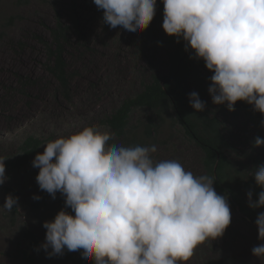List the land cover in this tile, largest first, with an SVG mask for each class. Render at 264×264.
I'll list each match as a JSON object with an SVG mask.
<instances>
[{"label": "clouds", "instance_id": "1", "mask_svg": "<svg viewBox=\"0 0 264 264\" xmlns=\"http://www.w3.org/2000/svg\"><path fill=\"white\" fill-rule=\"evenodd\" d=\"M103 10V22L131 33L147 29L156 0H93ZM162 29L185 42L194 58L212 73L208 92L212 103L234 110L237 101L264 116V0H162ZM196 112L205 103L189 94ZM264 126V120L261 121ZM108 131L86 126L68 137L48 142L32 166L36 182L53 199L59 192L65 207L44 221L41 247L49 257L83 249L94 264H178L196 247L224 234L231 222L227 198L213 187L215 177L195 176L175 159L156 161L153 146L110 144ZM255 145H264L257 138ZM0 159V185L5 175ZM261 189L250 208L264 207V164L253 175ZM33 199H40L33 196ZM3 209L18 208L8 194ZM258 240L264 241V211L255 220ZM48 249H51L49 252ZM264 257V243L251 249Z\"/></svg>", "mask_w": 264, "mask_h": 264}, {"label": "rangeland", "instance_id": "2", "mask_svg": "<svg viewBox=\"0 0 264 264\" xmlns=\"http://www.w3.org/2000/svg\"><path fill=\"white\" fill-rule=\"evenodd\" d=\"M55 1L31 0L29 6L19 8L16 0H0V159H5L8 177L0 185V206L8 194L18 198V208L11 212L0 207V264H23L24 252L43 264H74L66 262L63 254L49 257L41 247L46 232L43 222L51 221L62 209L68 213L71 209L65 207L59 192L53 199L39 189L35 179L39 169L32 166L35 156L25 168L9 167L10 162L22 158L20 148L24 143L29 138L40 140L44 146L39 153H43L48 142L68 137L86 126H99L110 133L104 122L120 105L143 91L156 76L169 73L162 0H156L153 20L139 33L119 26L109 28L103 22V10H98L93 0H79L87 42L69 57L73 92L66 99L48 69L43 44L50 40V29L57 22ZM58 1L68 21L71 0ZM13 17L20 20L9 27V19ZM148 115L151 116L146 111H137L134 121L139 123ZM234 131L228 155L237 161L247 141L244 131ZM153 145L156 152L152 156L156 161L175 159L195 176L205 175L202 151L181 127L166 125L149 146ZM225 197L231 222L224 234L198 245L188 261L178 264H264V257L251 254L254 246L264 243L257 238L255 223ZM35 201H46L48 207L35 211L31 207ZM26 231L37 238V250L26 239ZM74 254L76 259L80 258L79 250Z\"/></svg>", "mask_w": 264, "mask_h": 264}, {"label": "trees", "instance_id": "3", "mask_svg": "<svg viewBox=\"0 0 264 264\" xmlns=\"http://www.w3.org/2000/svg\"><path fill=\"white\" fill-rule=\"evenodd\" d=\"M16 1L19 8L31 4V0ZM54 8L57 22L50 29V40L43 44L48 54V69L59 85L60 94L70 99L73 83L69 72V57L71 52H77V48L87 42V35L84 31L79 0H71L68 21L59 9L58 0L55 1ZM18 20L20 18H10L8 26L13 27ZM165 45L168 48V75L156 76L151 83L145 85L143 91L125 100L104 122L112 136L109 143L126 147L149 146L155 141V135L166 125L181 127L191 142L202 151L204 173L215 177L213 187L217 193L227 196L236 208L255 223L257 215L264 211V207L250 208L247 193L251 191L252 200L255 201L261 191L253 175L256 168L264 164V145H255L257 138L264 139V126L261 124L264 116L253 111L252 106L243 101H237L233 111H229L226 104H213L208 92L209 77L212 73L205 68L203 60L195 59L193 53L186 57L190 49L185 50V42L182 39L177 42L176 37L167 35ZM183 60L181 72L178 74ZM192 92H196L205 103L204 111L196 112L190 106L189 94ZM141 110L151 116L148 115L138 123L134 121L133 116ZM235 118L239 119L234 121ZM234 130L244 131L247 141L245 150L237 161L228 155V149L232 147L230 141L234 140ZM43 146L44 143L40 140L29 138L20 148L22 158L10 162L9 167L25 168ZM31 207L39 212L47 208L48 204L46 201H35ZM69 214L74 215L71 211ZM54 217L55 215L52 216V220ZM25 236L33 249L37 250L39 243L35 235L26 231ZM63 255L68 263L94 264L93 260L84 258L83 249H79V259H76L74 252L66 249ZM23 264L43 262L24 252Z\"/></svg>", "mask_w": 264, "mask_h": 264}, {"label": "water", "instance_id": "4", "mask_svg": "<svg viewBox=\"0 0 264 264\" xmlns=\"http://www.w3.org/2000/svg\"><path fill=\"white\" fill-rule=\"evenodd\" d=\"M192 53V51H191V49L188 51V53H187V56L186 57H188L190 54ZM186 59V58H185ZM184 59V60H185ZM184 60L181 62V64H180V68H179V72H178V74L181 72V69H182V63L184 62ZM177 74V75H178Z\"/></svg>", "mask_w": 264, "mask_h": 264}]
</instances>
